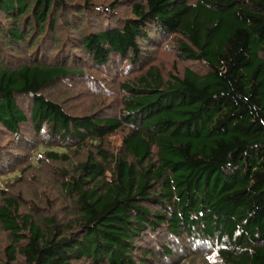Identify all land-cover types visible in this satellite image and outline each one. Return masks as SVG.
Segmentation results:
<instances>
[{"label": "trees", "instance_id": "1", "mask_svg": "<svg viewBox=\"0 0 264 264\" xmlns=\"http://www.w3.org/2000/svg\"><path fill=\"white\" fill-rule=\"evenodd\" d=\"M126 1L94 9L118 20ZM135 1L121 27L90 31L82 4L0 0V127L16 136L30 124L47 135L33 158L62 164L61 192L41 218L3 197L11 238L0 264H156L141 243L163 232L205 241L221 264H264V0ZM153 35L180 36V55L207 72L164 79L149 68L124 86L119 118L71 115L48 98L58 81L83 76L75 51L97 66L113 56L138 64ZM8 48L30 61L6 63ZM125 125L115 152L108 138Z\"/></svg>", "mask_w": 264, "mask_h": 264}, {"label": "rangeland", "instance_id": "2", "mask_svg": "<svg viewBox=\"0 0 264 264\" xmlns=\"http://www.w3.org/2000/svg\"><path fill=\"white\" fill-rule=\"evenodd\" d=\"M77 1L68 0L69 3L83 5L78 9L80 20L84 22V28L90 31L101 30L108 25L121 27L123 21L133 17L131 5L136 2L127 0L126 3H122V7L118 5L115 9L117 20L108 19L105 14L98 13L94 9V7H107L115 0H92L95 6L89 10L85 9L84 0ZM179 40L180 36L155 35L154 41L149 44L145 52L146 57L138 64L132 63L127 57L113 56L107 65L97 66L87 54L79 50L75 51L74 64L76 68L82 70L83 76H73L58 81L48 89L47 96L60 103L71 115L119 118L123 114L124 100L129 96L124 86L137 83V79L145 75L149 68L155 67L164 79H169L171 74L182 76L187 68L199 74L207 72L205 65L180 55ZM50 44L52 43H46L45 48H50L52 46ZM57 52L58 50H54L50 53V58L47 56L43 58L48 61L54 58ZM3 57L5 62H9L12 66L30 61L29 54L23 58L21 52L10 48L4 51ZM19 102L21 103L22 99H19ZM23 104L24 109L27 110L28 101L23 100ZM129 132V126L125 125L123 129L109 137L107 143L110 148L117 152L122 146L123 138ZM46 138L45 133L36 134L30 124L23 126L16 136L0 127V206L3 204V197L7 196L17 200L20 214H30L35 219H39L51 211L55 203L53 200H56L61 192L59 172L62 164L46 160L41 163L32 155L37 150L42 152L45 150L42 143L46 142ZM54 144L56 142L51 140L46 145ZM71 204L65 201L63 206L67 207ZM163 233L147 235L141 243V251L152 250V253H157L154 259L156 264H221L215 252L211 251V246L205 241L200 243L192 236L174 239ZM10 238L11 236L9 237V234L0 227V257H3L4 247ZM169 247L172 248L171 258L164 253L165 248Z\"/></svg>", "mask_w": 264, "mask_h": 264}]
</instances>
